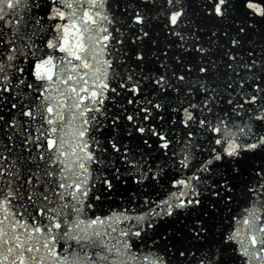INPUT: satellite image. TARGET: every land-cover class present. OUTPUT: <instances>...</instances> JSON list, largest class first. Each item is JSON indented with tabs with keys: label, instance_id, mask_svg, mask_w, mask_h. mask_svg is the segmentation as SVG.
Wrapping results in <instances>:
<instances>
[{
	"label": "snow or ice",
	"instance_id": "1",
	"mask_svg": "<svg viewBox=\"0 0 264 264\" xmlns=\"http://www.w3.org/2000/svg\"><path fill=\"white\" fill-rule=\"evenodd\" d=\"M199 9L207 19L231 21L235 36L224 55L232 69L231 62L238 60L232 49L242 46L248 30L264 24V0H200ZM189 23L184 0H0V125L6 132L16 129L24 151L32 153L28 145L33 144L37 153L12 155L11 135L0 150V264H169L166 254L138 256L128 238L140 237L145 223L152 228L153 217L200 206L202 186L219 197L216 184H208L210 177L202 174L223 167L239 174L244 160L264 156V60L250 49L249 59L240 58L237 64L249 74L247 79L235 88L229 82L225 95L209 75L215 61L205 64L202 59L211 49L201 46L198 37L185 47ZM44 28L48 37L41 47L34 37ZM157 30L185 52L195 48L200 54L198 82H192L188 74L193 68L180 55L172 57L180 67L172 68L161 59L168 57L166 49L154 60L142 51L155 47L151 37ZM222 35L228 37L229 31ZM154 61L157 68L150 67ZM106 102L117 109L110 123L103 121L109 116ZM33 126L35 134L28 132ZM106 128L107 144L101 146L99 136ZM175 128L186 130L183 139L176 137L178 147L169 156L176 160L178 175L168 177L176 191L156 206L159 211L124 215L123 220L136 223L119 230L123 239L111 237L120 216L107 224L111 232L104 219H87L83 198L91 190L90 168L103 162L97 152L111 150L127 159V144L116 138L123 131L125 137H138L148 148L157 144L169 155ZM140 169L137 183L149 173L152 180L161 179L163 169ZM115 171L119 179V169ZM262 172H257L258 186L249 189L254 199L242 219L248 226L247 243L239 229L226 238L239 240L245 264H264V223L256 206L264 196L259 190L264 188ZM224 180L220 186L230 192ZM101 183L105 190L114 187L106 178ZM204 231L194 227L190 236L200 238ZM185 256V250H178L179 258ZM206 262L227 264L216 253L197 258V264Z\"/></svg>",
	"mask_w": 264,
	"mask_h": 264
},
{
	"label": "water",
	"instance_id": "2",
	"mask_svg": "<svg viewBox=\"0 0 264 264\" xmlns=\"http://www.w3.org/2000/svg\"><path fill=\"white\" fill-rule=\"evenodd\" d=\"M199 3L200 0H184L185 11L191 21L185 29L188 36L185 47H191L195 44L198 37L201 46L211 49L202 57L203 62L210 64L211 61H215L209 75L213 78L212 83L217 86L218 90L227 95L229 90L226 85L229 82L235 88L239 81L247 79L249 75L244 69L237 68L240 58L247 61L249 59L247 53L250 49H253L257 53L255 58L264 60V24H256L253 29L248 30L241 37L242 46L238 45L237 48L232 49L234 53H238V60L232 61L233 68L228 69L227 64L230 61H228L224 53L230 47V38L235 36L234 31L229 28L231 21L224 23L219 20L214 21L205 18L199 9ZM6 11L9 14L11 13V10ZM41 23L44 22L42 21ZM122 31L125 30L122 28ZM225 31H229L228 37L222 35ZM212 32H215L216 35L209 39ZM47 37L48 29L44 28L34 37V42L43 47ZM125 38H127V35ZM151 38L156 40L155 47L148 45L142 51L153 57L154 60V56L159 54L160 50L166 49L168 57H161V59L167 61L166 67L171 65L172 68L180 67L172 59L174 55H180L183 63L189 64L193 68V71L188 74L192 82H198V58H200V54L195 51V48L185 52L184 48H178L175 45L174 38L166 37L163 30H157L155 36ZM169 44L172 46L169 47ZM119 47H124V45ZM116 55L119 54L117 53ZM22 66L27 70V65ZM150 67L157 68L158 62L154 61ZM236 71H240L239 76L235 74ZM107 107L109 116L103 118L104 123H110L109 117L117 111L111 104H107ZM97 115L99 116V114ZM20 127L21 124L18 123L17 128L19 129ZM36 131V126L28 129V132L33 134ZM184 131L186 130L182 128L173 130V145L170 146L169 155H164V150L160 149L157 144H152V148H148L142 143V139L138 137L127 138L124 136L123 131L117 133V140H121L123 137V143L127 144V159L121 153L111 150L102 154L97 152L103 162L91 165L90 179L87 185L91 190L88 196L83 198L84 216L89 220L97 217L104 219L107 222L105 228L109 232L111 230L107 228V224L112 223L116 216H120L121 222L119 225L113 224V226L117 227V232L111 233V237L120 238L118 237L120 229L126 228L129 223H136L134 219L130 222L123 220L124 215L135 217L147 214L149 209H156L158 204L168 199L170 192L176 191L172 188V181L168 177L178 175L175 168L176 160L170 159L169 156L172 148L178 147L176 137L183 139ZM108 132L109 129L106 128L100 134L101 146L107 144L105 137H108ZM9 135L12 136V144L15 145L12 155H22L25 158L30 155H37L33 144L28 145L29 148L33 149L32 153L24 151L23 137L16 129H10L6 132L2 125H0V150L3 149L5 144L9 143L7 140ZM149 143H152V141L150 140ZM140 165L143 166V171L145 172L149 166H151L153 172L163 169L161 179L154 181L151 179V173H149L147 179L137 183L140 179ZM116 169H119V179L114 178L117 175ZM261 169H264V156H252L242 162L239 174L231 173L227 167L218 169L215 173L202 174L210 177L208 184H216L215 191L220 192L221 195L219 197L213 196L202 186V195L199 197L201 200L200 206L178 210L172 216L153 217L154 226L152 228H147L145 223V231L140 237L130 236L128 238L132 244V251L140 257L166 254L165 259L169 261V264H197V258L204 253L209 256L212 253H216L227 261V264H245V258L241 255L242 245L239 240L230 239L226 241V238L232 236L239 229L241 233L240 239H244L245 243H247L244 229L248 226L242 225V219L247 215L245 210L252 207L254 196L249 189L254 185L258 186L260 177L257 176V172H260ZM190 170H186L185 174ZM261 175H264V172ZM225 177H227V187L231 189L230 192L224 191L220 186L225 182ZM105 178L114 184L112 189L105 190V185L101 183ZM217 181L220 183L217 184ZM259 190L264 192V188ZM61 191L66 192V190ZM97 195L100 196L99 200L95 199ZM65 199L70 200L71 197L66 195ZM259 200L260 203H257L256 206L260 209L261 223H264V196H261ZM89 204L92 205L91 208L88 207ZM156 210L159 211V209ZM194 227L205 229L202 237L193 239L190 236V232ZM111 243H116V239H111ZM120 246L123 247V245ZM61 247H63L62 244ZM178 250H185L186 256L179 258ZM192 252L195 253V256L188 255V253ZM136 264H140V262L137 261ZM255 264H259V262L257 261Z\"/></svg>",
	"mask_w": 264,
	"mask_h": 264
}]
</instances>
